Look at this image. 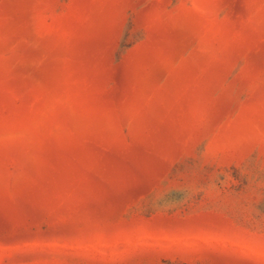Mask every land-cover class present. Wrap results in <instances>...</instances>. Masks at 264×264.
I'll return each instance as SVG.
<instances>
[{"label": "rangeland", "instance_id": "obj_1", "mask_svg": "<svg viewBox=\"0 0 264 264\" xmlns=\"http://www.w3.org/2000/svg\"><path fill=\"white\" fill-rule=\"evenodd\" d=\"M0 264H264V0H0Z\"/></svg>", "mask_w": 264, "mask_h": 264}]
</instances>
